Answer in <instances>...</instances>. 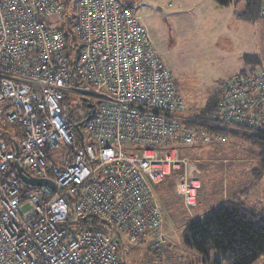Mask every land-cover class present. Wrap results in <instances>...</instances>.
Wrapping results in <instances>:
<instances>
[{
	"label": "built area",
	"instance_id": "built-area-1",
	"mask_svg": "<svg viewBox=\"0 0 264 264\" xmlns=\"http://www.w3.org/2000/svg\"><path fill=\"white\" fill-rule=\"evenodd\" d=\"M73 9L67 43L48 24L63 0H0V119L19 129L18 140H0V264H122V242L166 245L155 187L182 166L184 206L199 195L176 144L208 143L210 123L196 129L177 115L183 100L138 16L119 0H74ZM74 91L95 102L76 134ZM259 105L264 72L236 73L213 118L253 123ZM16 163L53 187L23 181Z\"/></svg>",
	"mask_w": 264,
	"mask_h": 264
},
{
	"label": "rangeland",
	"instance_id": "rangeland-1",
	"mask_svg": "<svg viewBox=\"0 0 264 264\" xmlns=\"http://www.w3.org/2000/svg\"><path fill=\"white\" fill-rule=\"evenodd\" d=\"M119 1L138 16L156 53L169 70L183 100V109L177 115L190 119L185 120L187 124L206 122L194 118L195 114L215 90L222 89L226 80L240 71L243 55H257L264 71V19H240L241 2L218 7L212 0ZM74 92L68 94L66 102L68 115L77 118L91 110L95 102L82 99L79 91ZM10 134L18 139L17 127L0 119V140L9 145ZM84 135L85 142L92 144L91 138L85 132ZM186 146L177 144L187 161L189 175L200 182L196 205L186 208L182 202L181 166L171 180L170 195L163 196L159 192L162 187L155 189L158 200L162 197L168 204L163 205L164 209L161 204V229L171 245L155 250L144 242L133 246L122 242L117 251L122 264H208L207 261L216 256L213 249L205 255L188 248L182 240V230L191 219L204 217L234 194L239 195L245 205L264 210V169L258 163L256 147L242 134L224 136L218 131L212 134L209 143H196L184 152ZM60 153L59 149L52 152L55 162ZM173 189L179 193L176 195ZM20 209L25 217L28 201ZM165 247L168 248L164 251ZM251 264H264V255Z\"/></svg>",
	"mask_w": 264,
	"mask_h": 264
},
{
	"label": "trees",
	"instance_id": "trees-1",
	"mask_svg": "<svg viewBox=\"0 0 264 264\" xmlns=\"http://www.w3.org/2000/svg\"><path fill=\"white\" fill-rule=\"evenodd\" d=\"M212 1L218 7H227L232 3L237 4V2H241L243 4V9L238 14L240 19L245 21H253L259 17L264 19L261 15L262 0ZM73 3L74 0L64 1L66 10L62 14L50 18L48 22L49 26L54 25L63 31L67 43L73 40L70 29L72 19L75 17ZM242 62L243 67L239 72H236L239 75L253 74V72L257 70L264 72L262 70L261 61L257 55L245 54L242 56ZM173 85L176 92L179 94L174 81ZM223 88L213 92L206 102V105L200 108L194 118L203 119L210 124H214H209L205 127V129L209 130L212 134L218 131H221L224 136L242 134L249 144L256 147L259 160L258 163L264 169V117H258L256 121L253 122L254 124L251 120L238 122L218 121L214 119L213 116L216 115L218 100L223 92ZM179 96L181 97L180 94ZM92 108L83 116L77 118L68 115V122L74 134H76L77 131L75 129L76 125L84 118L91 115ZM262 110L261 105L253 109L257 114H264ZM216 123H219V126H217ZM192 126L196 127V129L200 127L199 123ZM196 143L202 142L197 141ZM196 143L188 144L184 152L192 148L190 146ZM162 146L163 145L160 144L158 147L161 148ZM177 148L179 155L181 157L184 156L182 155L181 148ZM176 171H179V169L174 170L168 176V186L172 184L171 180L176 177ZM192 177L196 178L194 176ZM164 182L157 187L163 188ZM158 202H160V200H158ZM182 240L187 247L205 255L208 254L209 250L213 249L216 256L208 260V264H251L261 255H264V210L257 211L245 205L239 195H231L221 204L210 210L204 217L191 219L182 230Z\"/></svg>",
	"mask_w": 264,
	"mask_h": 264
},
{
	"label": "water",
	"instance_id": "water-1",
	"mask_svg": "<svg viewBox=\"0 0 264 264\" xmlns=\"http://www.w3.org/2000/svg\"><path fill=\"white\" fill-rule=\"evenodd\" d=\"M90 108H92L90 106ZM82 124V122H79L76 127L80 126ZM79 132V130H78ZM81 139H82V135L81 133H79ZM15 167H16V170L18 172V175L19 177L23 180V181H26L30 184H33V185H38V186H41V185H49L51 187H53V184L48 181L47 179H44V178H33V177H28L27 175H25L23 173V169L20 167V165L18 163L15 164Z\"/></svg>",
	"mask_w": 264,
	"mask_h": 264
},
{
	"label": "crops",
	"instance_id": "crops-1",
	"mask_svg": "<svg viewBox=\"0 0 264 264\" xmlns=\"http://www.w3.org/2000/svg\"><path fill=\"white\" fill-rule=\"evenodd\" d=\"M260 60V59H259ZM261 61V60H260ZM234 74V73H233ZM232 74V75H233ZM231 77V76H230ZM16 127V126H15ZM17 133H18V135H19V129H18V127H17ZM18 140V139H17ZM168 178V177H167ZM167 178H166V184L165 185H163V189H160V191L159 192H161L162 194H163V196H166V195H170V193H172V184L170 185V186H168V180H167ZM158 187H155V189H157ZM155 189H154V191H155ZM173 191H174V193L176 194V191H175V189H173ZM177 192H178V190H177ZM179 193V192H178ZM177 193V194H178ZM176 194V195H177ZM159 196V195H158ZM162 196V195H161ZM182 198V197H181ZM162 199V197H160V206H161V204H162V208L164 209V207H163V205L164 206H168V204H167V202L166 201H164V200H161ZM197 199H198V197H197ZM196 205V204H195ZM194 205V206H195ZM194 206H192L191 208H193ZM161 216H162V214H161ZM162 223H163V217H162ZM162 223H161V225H162ZM168 245H171L170 244V242L167 240V246ZM168 247H165V249H163L164 251L167 249ZM189 248V247H188ZM191 249V248H190ZM194 250V249H193ZM184 251V250H183ZM199 260V259H198ZM189 264H191V262L189 263ZM195 264V263H194ZM202 264H204V262L202 263Z\"/></svg>",
	"mask_w": 264,
	"mask_h": 264
},
{
	"label": "clouds",
	"instance_id": "clouds-1",
	"mask_svg": "<svg viewBox=\"0 0 264 264\" xmlns=\"http://www.w3.org/2000/svg\"><path fill=\"white\" fill-rule=\"evenodd\" d=\"M81 122H82V121H81ZM166 245H167V241H166ZM166 245H165V246H166ZM158 250H159V249H158Z\"/></svg>",
	"mask_w": 264,
	"mask_h": 264
}]
</instances>
